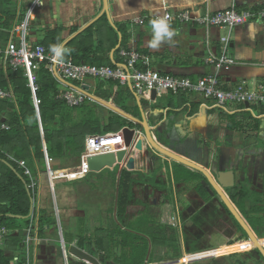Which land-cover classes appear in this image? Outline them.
Returning <instances> with one entry per match:
<instances>
[{"label": "crops", "instance_id": "0c3cea01", "mask_svg": "<svg viewBox=\"0 0 264 264\" xmlns=\"http://www.w3.org/2000/svg\"><path fill=\"white\" fill-rule=\"evenodd\" d=\"M36 1H39L40 3L35 5ZM32 5H34V8L32 9L31 14H29ZM232 5H234L237 9L247 7L257 9L258 7H264V0H108L109 15L111 17L112 23L115 25V28L110 24L106 14H102L94 23L89 26L93 27V41L89 44L94 43L95 45L100 39L102 44L99 46V50H97L96 53L98 59L101 58V60H105V62L109 61L115 66H122L124 64V59L117 49L114 50L118 44V34L121 33L122 39L123 36L126 38V43L123 48L130 50L133 49L146 55L149 59L150 68L157 70L162 74L180 75L189 77L195 81L206 74L215 72V67L206 63L205 59L211 54L220 55L222 53L221 38L229 36V56L232 57L236 63L222 68L219 75L220 79L226 88L234 87L241 81H245L249 88H253L256 85L264 82V20L248 21L247 23L235 26L232 29L219 27L206 28L191 22L181 25L178 23H173L171 26L179 32V35L174 37L173 42L162 44L159 50H153L148 46V42L151 39V24L147 22L145 24L139 25L133 24L131 21V19L136 15L153 16L162 14L165 12V10L170 13L189 10L193 15L199 16L204 14L206 11L215 12L218 10L230 9ZM102 7V0H0V11L2 12V14H0V18L4 20V18H6L5 11L12 10L14 17L10 25L9 37L10 31L15 27V25L24 19H28L29 35L27 36V40L29 42L41 43L45 40L47 34L50 31L61 29L59 36L60 39H62V44L76 31L80 30L84 25L97 17L101 13ZM86 29H84L81 33H83ZM115 35L117 44L112 48L111 42ZM14 37H18V34H14ZM72 39L66 43L64 46L65 49L67 44ZM6 46L7 43L0 44L1 61L3 59ZM105 65H107V63H105ZM138 66L141 67V64ZM95 80L98 79L87 78L80 82L83 83L82 85H79V83H77V85L96 96L97 94H100L101 96L108 95V100H104L114 105H116L114 98L117 97V95H121L117 99L120 104L128 106L129 112L127 113L135 117H140V109L134 95L135 91L131 89L128 84H126V86L128 87L129 92L125 91L121 94H118L119 92L115 88L113 91L109 88V80L99 79L98 83ZM110 81L115 82L113 80ZM118 84L121 87L125 86L121 85L120 83ZM9 88L13 91L11 85H9ZM66 88L68 87L61 83L60 90ZM140 99L142 104L144 101L148 102L149 104L152 102V108L157 107L164 109V112L156 110L155 114L153 113L151 115L150 120H153L152 118L157 115L156 118L158 117L161 119V121H163L159 129H166L169 131V133H171V139L166 141L164 145L168 148H171L180 155L186 154L187 150H190L191 155L193 154L191 151L193 149L188 147L186 148L184 146L188 145V142L191 143L192 139H181V132L183 131V128L181 127V118L185 111V113H187L189 110H191V113L193 114L199 112L201 115L207 116L208 125L213 132H215L214 126H219L221 129L222 127L227 126L233 131V133L239 130L243 131L242 134L240 133L241 135L239 139L241 145L243 146L242 148L253 151L255 147H260V154L264 156V122L261 123L259 120L260 118H264V112L257 115L252 110L251 105L250 107H246L245 104H243V108L241 107L242 104L231 105L228 107V111L210 106L208 109H205L202 107V104L208 101H206V99H204L202 96L193 93H173L170 91H165L160 96L156 97V100H161L160 102L163 103V105L161 104L160 106H154L157 101H150L142 98ZM2 101L4 100L0 97V123H5V120L9 114L13 112V107L11 104L16 105V101L15 99H8V101L4 102ZM208 103L210 105V102ZM258 107L264 109V104H260V106L256 105V108ZM177 110L181 111L179 112ZM215 110H218L220 114H216ZM251 110L254 112V114ZM249 111H251L253 119L249 117ZM204 121L205 120L203 119V124L201 123L199 125L200 127L205 126ZM231 121L233 124L239 123L241 126L230 128ZM212 123L214 124L213 126H211ZM130 127H136V129L139 128L138 126H134L133 123ZM122 128L120 129L122 130ZM220 139L221 141L223 140L222 135L219 139H217V137H215L214 140L209 138L207 144H209V146L218 144ZM233 140L234 142L238 141L237 137L233 138ZM191 157L194 158V156ZM136 162H138V164L137 167H135V170L126 169L132 172L133 178L138 179V182L134 184V187L137 183L142 182L145 184V186H149L150 189H155L157 187L159 190L162 185L160 179L163 177V174H165L166 171L169 173L170 183L174 182L175 184L181 185L182 170L186 172L190 170L188 168L181 169L180 163L169 160L164 156H159L157 153H155V155L152 157L141 154V156L136 159ZM118 166L119 164L112 168H105L102 171L97 172L102 173L106 169H110L111 171L116 169V177H118L117 185L116 183L114 184L113 180H110L108 177V180L114 185L113 190H115V186L116 189L119 187L118 185L120 183V177L123 170H121V167L118 169ZM144 166H146L145 169ZM65 167L67 168L68 166ZM46 169L47 164L45 170H40V167L36 163H33L31 167V172H33L32 174L34 175V179L37 182V187L34 190L36 191V196L33 198V210L31 212V216L28 218L33 216L34 220L26 227L23 223H17L18 226H23L21 229V231L24 233V239L21 243L22 246L16 249V244L11 243L12 240L10 238L13 236L15 231H10L5 243L0 246V249L3 251V253L11 260V264H25L29 261L32 264H52L50 257L52 254L54 257L56 256L54 254L56 252L54 247L59 238L62 243L63 257V259L61 257L62 260L60 264L64 263L63 252L66 253L68 264H71L68 255H70L74 261L76 260L77 262L84 264H94L88 260H81L75 257L72 253H70L71 247H77L88 253L98 264H121V262L124 264H130L134 259L127 263L121 261V259L134 258L133 249H136L137 252L141 251L142 253L139 258L141 259L140 264H196L202 263L206 260L209 261L211 259H221V257L223 259L224 257L228 258V256H232L233 253H242L243 251L240 250H242L244 247L247 248L248 246H251L247 243L246 245L244 244V246H242L243 248L237 247L233 250L224 249V246H231L228 244L221 247H214L200 251L185 249L181 256V242L179 243L178 249L177 237L176 241L173 242L175 244L174 247L177 245V248L174 249L177 250V252H174V254H178L179 256L167 257L166 249H173L172 244H169L168 242L166 246L156 245L162 249L161 251H163V248L165 250L163 252H157V256L162 258L158 260V258H156V253L153 254L152 250L150 251L153 244L149 240L148 236L142 232H139L136 230V228L125 227L117 219L118 195L117 199L116 195H114V206L110 209L113 210L112 216L115 215L117 221L116 224H118L119 228H117L115 224L107 222V220H110L107 218L109 216L107 215V203L110 204L111 199V195H107L102 206L103 210L99 211L98 213L99 219L88 222L83 226V231L81 233L82 237L84 238V243L87 244L88 241H90V243H88V247L82 248L78 245V240L80 238V233L78 231L76 232L77 234H73L74 232H71L68 236L62 237V233H60V231L59 233L56 231L55 224H47L43 229H39L38 219L41 210H45L47 215L53 220L54 223H56L58 216L59 221L62 219L66 226L71 227L74 231V224L78 222L80 218H84L86 213L83 210V204L80 202V200L84 198L83 195L79 194L81 191H75L73 186L67 184L75 181L55 180L52 182L48 177ZM261 174L264 176L263 171ZM87 176L79 180L86 179ZM21 217L22 218H14L27 219L23 216ZM127 217L128 215L126 213V220L124 222H129ZM165 219L167 222L164 225L170 226L173 229H181V222L179 227H173L169 225L170 213L165 217ZM29 226H32V240L30 241V247L26 248V234L24 229ZM97 231L101 233V236H96ZM112 231L117 232V234L114 233L113 238H110L109 235ZM122 232L125 233L122 234ZM124 234V237H128L129 240H123L124 237L122 236ZM105 236L108 237V240L106 241L104 240ZM94 238L97 239L96 242L94 241ZM133 238H135V240H133ZM101 239H103V241L100 242ZM146 241V245L149 247L151 246L148 253L145 252L146 250H144ZM96 243H98V247L95 246ZM106 243H111L108 249L106 248ZM56 248L60 253V249L57 246ZM219 249L222 250L217 252ZM213 251L216 252V256H207L209 252L212 253ZM191 257L197 259L188 262ZM77 262H74L73 264H76Z\"/></svg>", "mask_w": 264, "mask_h": 264}, {"label": "trees", "instance_id": "16d2710c", "mask_svg": "<svg viewBox=\"0 0 264 264\" xmlns=\"http://www.w3.org/2000/svg\"><path fill=\"white\" fill-rule=\"evenodd\" d=\"M5 13L6 18L4 20L0 18V44L7 43L10 25L14 17L12 10H6ZM0 14H2L1 11ZM92 28V26L87 28L67 44V51L62 59L73 63L85 62L93 65H105L107 63L109 66H115L109 61L105 62L101 58L98 59L96 56L102 42L99 39L95 45L94 43L89 44L93 41ZM60 31L61 29L50 31L41 44L48 48L61 44ZM125 43L126 38L123 36L121 46L117 49L118 52L125 46ZM116 44L115 35L111 42V47L113 48ZM36 73L39 84L36 96L41 100L38 111L34 106L32 93L27 86V80L23 75L22 69L13 70L10 67H5L0 60V88L9 89V85H11L16 101V105L11 104L13 112L5 120L10 129L0 132V225L6 226L10 231H15L10 239L12 240L11 243L16 244V249L22 246L21 243L24 239V233L21 231L23 226H18L17 223L22 221L26 227L34 220L33 216L27 219H17L10 216L13 214L25 217L29 213L31 197L27 191L31 192L33 198L36 196V191L29 188L31 178H34L33 172H31L32 164L36 163L40 170H45L47 155L48 158L52 159V168H66L65 164L73 160L77 161L76 166L84 149V139L87 134L114 132L124 125L132 126L130 121L88 98L85 99L84 104L76 107H70L64 100L56 99L55 95L60 90L61 83L47 69L46 63H42ZM109 85V88L112 91L115 88L119 92L118 94L125 91L129 92L126 85L121 87L117 81L112 82L109 80ZM97 96L106 100L109 98L108 95L101 96L97 94ZM120 96L117 95L114 98L115 104L122 110L129 112L128 106L118 102L117 98ZM132 98L134 99L133 96ZM2 99L8 101V99ZM256 105L260 106V104H254L255 107ZM241 107L243 108L244 105L242 104ZM238 126L240 127L241 124H233L231 121L230 128ZM20 161L24 162L32 177L24 173V167L20 166ZM111 175H113L112 180L115 184L116 169L111 172ZM136 182H138V179L132 177L131 171L122 170L118 188L117 219L125 227L136 228L139 232L146 234L154 246H166L168 242L172 244L177 239L176 230L158 222L159 220L155 219V216L147 211L146 201L135 199L133 188ZM132 204L143 205L145 212H141L142 214L133 221L124 222L127 209ZM38 220L39 229H43L47 224H55L45 210L40 211ZM112 223L119 228L116 221L112 220ZM114 233L117 234V232L112 231L109 235L110 238H113ZM124 236L125 234L122 237ZM123 240L129 239L124 237ZM94 241L96 242L97 239ZM88 243L90 241L87 244L84 243V238L80 232L78 245L86 248ZM146 244L147 241L145 242L144 250H147ZM110 245L111 243H106V248L108 249ZM95 246L98 247V243ZM172 246L173 249L177 248V245L174 247V243ZM140 252L133 249L135 261L133 260L130 264L141 263L139 258L142 253ZM0 264H11V260L1 249Z\"/></svg>", "mask_w": 264, "mask_h": 264}, {"label": "built area", "instance_id": "2783aa9c", "mask_svg": "<svg viewBox=\"0 0 264 264\" xmlns=\"http://www.w3.org/2000/svg\"><path fill=\"white\" fill-rule=\"evenodd\" d=\"M39 3V1H36L35 5ZM33 8L34 5H32L29 14H31ZM165 16L170 18V24L178 23L181 25L191 22L206 28L219 27L232 29L248 21L264 20V7H258L257 9L248 7L237 9L232 5L230 9L215 12L206 11L199 16L193 15L189 10H183L177 13H170L165 10L164 13L153 16L136 15L131 21L133 24L142 25L147 22L150 23L155 18ZM16 33L18 37H14ZM28 35L29 22L28 19H24L10 31V37L4 51L2 62L5 67H10L13 70L22 69L37 111L41 100L36 96V92L39 89L36 72L42 63H46L47 69L52 74L55 69L61 77L70 80L72 83L82 82L87 78L113 80L121 85H126L130 82L132 89L140 98L150 101L152 100V91H155L156 97L165 91H170L173 93H193L202 96L206 101L210 102V105L208 102L202 104V107L205 109H208L210 106L228 111L229 106L236 104L248 103L249 107L251 104H264V82L253 88H249L245 81H241L234 87L226 88L221 81L219 75L222 68L236 63L229 56V36L221 38L222 53L220 55L211 54L205 59L206 63L215 67V72L206 74L194 81L189 77L162 74L150 68L148 57L133 49L122 48L119 52L124 59L126 68L123 66L93 65L84 62L73 63L65 61L64 59L56 58L51 48L41 43L29 42L27 40ZM139 64H141V67L138 66ZM0 97L9 100L15 99L13 91L10 88H0ZM55 98L64 100L70 107H76L82 105L87 97L82 92L68 87L59 90ZM252 113L254 114L253 111ZM8 129H10V126L7 123L0 125V132ZM121 149H126L124 134L121 129L114 132L87 134L84 139V149L80 154L79 162L76 166L55 169L51 167L52 159L46 157L48 177L52 182L55 180L76 181L82 179L92 172L88 165L89 157L108 152L116 153ZM19 164L24 167V173L32 177L30 170L24 165V162L20 161ZM36 187L37 182L32 177L29 188L35 190ZM169 225L173 227L180 226L178 217L173 211L170 212ZM24 230L26 234L25 243L29 245L32 240V226ZM9 233V228L0 225V246L5 243ZM63 255V264H68L66 253L63 252Z\"/></svg>", "mask_w": 264, "mask_h": 264}, {"label": "flooded vegetation", "instance_id": "af4514ba", "mask_svg": "<svg viewBox=\"0 0 264 264\" xmlns=\"http://www.w3.org/2000/svg\"><path fill=\"white\" fill-rule=\"evenodd\" d=\"M185 112L181 118V127L183 128L181 139H192L191 143L188 142V145L184 146L193 149L191 151L194 155H191L190 150L182 155L190 156V158L194 156V159L202 161L208 171H210V166L205 164L212 165L213 169L233 171V185L222 188L221 193L227 197L246 227L225 205L220 196L221 193L214 185L216 182L212 173L211 179H207L198 171L190 169L186 172L182 170L181 256L185 249L189 250L187 243L195 232H197V236H205L208 230H212L220 234L230 233L229 241L231 242L228 245L231 246L225 247V250H233L236 246L242 247L247 243L252 245L248 247L250 250H241L243 252L239 253L243 255V259L244 256H247V261L244 260V264H264V257L256 249L255 242L249 234L251 232L264 248V243H262L264 240V176L261 174L262 171L264 173V156L260 154V147H255L253 151L243 149L239 141L243 131L239 130L233 133L227 126L222 129L219 126H214L215 132H213L208 125V119L204 121L206 122L205 126L200 127L199 125L203 124V119L191 118L193 122L191 126L185 119ZM192 115L193 113L189 114L191 117ZM213 125L212 123L211 126ZM220 134L223 138L222 141L220 139L218 144L212 146L207 144L209 138L214 140L217 137L219 139ZM235 137L238 139L237 142L233 140ZM208 156H210L209 162L207 161ZM184 168L187 167L181 164V169ZM143 187L145 188L144 194L147 196L149 186L143 184ZM160 189H166V185ZM165 195H169V193L166 191ZM155 202L153 201L152 204ZM197 214L201 216L200 221H194L193 217ZM189 233L192 235L188 236ZM237 253L232 255L235 256Z\"/></svg>", "mask_w": 264, "mask_h": 264}, {"label": "rangeland", "instance_id": "374dc122", "mask_svg": "<svg viewBox=\"0 0 264 264\" xmlns=\"http://www.w3.org/2000/svg\"><path fill=\"white\" fill-rule=\"evenodd\" d=\"M99 80V79H98ZM98 80L97 81L98 83ZM79 85L83 84L78 82ZM161 100L158 101L157 99V103L154 106H160L161 104L163 105L162 102H160ZM144 107L146 106H150V104L146 101H144ZM252 110L258 115L264 112V109H262L261 107L256 108L254 105L251 106ZM216 114H220V112L218 110H215ZM222 112V111H221ZM248 115L250 118L253 119V115L251 113V111L248 112ZM260 122H264V118H260L259 119ZM138 155V153L136 154V156ZM153 155H151L150 157H152ZM77 163L76 160L67 162L65 164V166H75V164ZM138 162L135 163V167H137ZM121 165L118 166V169H120ZM69 168V167H67ZM146 168V166H144V169ZM111 170H105L102 173H97V172H91L86 179L83 180H79V181H75V182H70L67 183L70 186H73L75 191H81L79 194L83 195L84 198H82L80 200V202L83 204V210L86 212L85 213V217L80 218L78 220V222H76L74 224V228L75 231L71 228V227H67L66 224L62 221H59L58 216L56 219V223H55V227H56V231H60V233H62V237L63 236H68L71 232L73 234H77L76 232L78 231L79 233L83 231V226L84 224H87L88 222L91 221H96L97 219H99L98 217V213L99 211L103 210L102 206L106 200L105 197H107V195H111V199H110V204L107 203V209H108V213L107 215H109L107 218H109L110 220L107 222L108 223H112V220L116 221V217L115 215L112 216L113 214V210L110 209L111 207L114 206V195L117 194V189L115 186V190H113V183L111 180L113 178V175L111 174ZM135 176V175H134ZM117 180L118 177H116V185H117ZM161 188L163 186L166 185V189H160L158 190V188L156 187L155 189H150L149 188V194H147V196L144 194L145 188L143 187L142 182H139L135 185L134 187V197L135 199H139V200H144L147 203V211L151 214H153L155 216V219L159 220L158 222H160L161 224H166V219L165 217L169 215V213L173 210V212L176 213L179 222H181V185L175 184L174 182L170 183V178H169V173L168 171H166L165 174H163V177H161ZM67 181V180H65ZM115 191V193H114ZM168 192L169 195H165V192ZM175 194V195H174ZM153 201H156L155 203L152 204ZM177 203V204H176ZM80 204V203H79ZM145 212V207L141 204H132L129 206L128 208V212H127V220L128 221H133L137 216H139L141 214V212ZM187 216L188 213H187ZM194 221H200L201 216L199 214L195 215L194 217ZM117 222V221H116ZM19 224H22V221H19ZM54 230V229H53ZM177 232V237H178V249H179V243L181 242V229H175ZM55 231V232H56ZM192 234H188V236H191ZM229 235L230 233H223L220 234L219 232H214L212 230H208V232H206L205 236H197V232L194 233V236L192 237L191 240H189V242L187 243V248H189V250H193V251H200V250H205V249H210V248H214V247H221L223 245L229 244L231 241H229ZM96 236H101V233L97 231V235ZM99 238V237H96ZM104 240H108V238L105 236ZM262 243H264V240L262 241ZM173 244V243H172ZM56 246L60 249V253L58 252ZM236 246V245H235ZM252 246V245H251ZM25 247L29 248L30 244L27 245L25 243ZM224 247H228V246H224ZM223 247V248H224ZM240 247V246H236ZM249 247V246H248ZM244 248L242 250L248 249ZM149 248H151V246H147L146 252L148 253ZM222 248V249H223ZM234 248V249H236ZM55 257L52 254L51 255V263L52 264H60L61 260L63 259L62 257V243L60 241V238L57 240V242L55 243ZM69 249V248H68ZM222 249H219L220 252ZM152 250L153 254L156 253V258L162 259L160 258L158 255V251H161L162 249L159 248V246H152V249H150V251ZM163 251L164 248H163ZM161 251V252H163ZM241 251V250H240ZM174 252H177V250L171 249V248H167L166 249V254L167 257L171 256V257H177L179 256L178 254L175 255ZM192 252V251H191ZM141 253V252H140ZM146 253V254H147ZM216 252H212V253H208L207 256H216L215 254ZM206 256V257H207ZM62 257V259H61ZM69 261L71 264H73L74 262H77L76 260L74 261L70 255H68ZM134 258H125V259H121V261L124 262H130L131 260H133ZM197 258L191 257L189 261L192 260H196ZM244 260L247 261V256H244L243 259V255H240L239 253H237V255L233 256H228V258H221V259H215L214 261H209V262H202V263H196V264H244ZM262 260V259H261ZM263 261V260H262ZM25 264H32L30 261L26 262ZM76 264H84L81 262H77ZM121 264H124L123 262H121Z\"/></svg>", "mask_w": 264, "mask_h": 264}, {"label": "water", "instance_id": "95a60500", "mask_svg": "<svg viewBox=\"0 0 264 264\" xmlns=\"http://www.w3.org/2000/svg\"><path fill=\"white\" fill-rule=\"evenodd\" d=\"M102 5H103V7H102L101 13L97 17H95L93 20H91L89 23L84 25L80 30L76 31L73 35H71V37H69L68 40L66 39V41H64L62 43L64 46L66 45V43L70 39H72L75 36H77L78 34H80L84 29L89 27L92 23H94L104 13L106 14L110 24L115 28V25L112 23L111 17L109 15L108 0H102ZM118 35H119L118 44L116 45L114 50L118 49L121 45V41H122L121 33H119ZM122 66L124 68H126L125 64H123ZM53 75L60 83L66 85L67 87H70V88H73L75 90L82 92L89 99H91V100L99 103L100 105L110 109L111 111L123 116L124 118L131 121L134 124V126L139 127L138 129H136V127H130V126H124L122 128V132L124 134V139H125L126 149H121V150L117 151L116 153L108 152V153H103V154H96V155L89 157L88 158V165H89V169L91 171L100 172L105 168H112L118 164L121 165V170L124 168L128 169V170H135L136 169L135 168L136 159L139 158V156H141V154L142 155L144 154V155L150 157L151 155H155V153H157V154H159V156H164L165 158H167L169 160H173L175 162H178V163L186 166L189 169L198 171L199 173L203 174L205 176V178H207V179L208 178L211 179L210 176L212 173L215 176L213 178L216 182V183H214V185L217 188V190L219 191V193H221L222 188L233 185L234 173L232 170L222 171V170H218V168L213 169L212 165L205 164L206 166H210V171H208L206 169V167L203 165L202 161L187 157V156L182 155V154L180 155L179 153L173 151L171 148H168L167 146L164 145L166 141H169L171 139V135H170L171 133H169V131L166 129H162V130L159 129V127L163 123V121H161V119H159L158 117L156 118L157 115H155L152 118L153 120H150L151 115L153 113L155 114L156 110H160V112H164V109H160L157 107L152 108L151 107L152 102H151L150 106L144 107L143 104L141 103L140 97L134 92V95L136 97V101H137L139 109H140V117H135V116H132L131 114L123 111L122 109H120L116 105H114V104H112V103H110V102L86 91L85 89H83L79 85L64 79L63 77H61L57 73V71L55 69H54ZM128 86L132 89L130 82L128 83ZM151 99L154 101H157L155 91H152ZM245 106L249 107V104L245 103ZM177 111L180 112L181 110H177ZM190 113H191V110H189L186 113L185 119H186V121L189 122V124L191 126L193 125L191 118H194V119L203 118L204 120L207 119V116L201 115L199 112L193 114L192 117L189 116ZM169 119H167V120H169ZM152 123H153V125H152ZM135 140H136V142H135ZM137 153H138V155L136 156ZM207 159H208L207 161L209 162L210 156H208ZM118 188L119 187H117L116 199H117V195H118ZM27 193L31 197V199H30L31 205H30L29 214L24 218H28L29 216H31V212L33 210V197H32L31 192L29 190L27 191ZM220 196L222 197V200L224 201L225 205H227L229 210L233 213V215L238 219V221L243 226H245L241 217L235 211V209L233 208V206L231 205V203L229 202L227 197L225 195H223V193H221ZM10 216L22 218L21 216H18V215H10ZM248 233H249V231H248ZM249 234L255 242L256 249L264 257V248L257 242V239L252 235L251 232ZM70 253H72L78 259L88 260L94 264H98L91 255H89L88 253L84 252L83 250H81L77 247H71Z\"/></svg>", "mask_w": 264, "mask_h": 264}, {"label": "clouds", "instance_id": "9594fccd", "mask_svg": "<svg viewBox=\"0 0 264 264\" xmlns=\"http://www.w3.org/2000/svg\"><path fill=\"white\" fill-rule=\"evenodd\" d=\"M169 20L170 18L165 16L155 18L150 22L151 39L148 42L149 48L159 50L162 44L173 42L174 37L179 35V32L171 26ZM51 51L56 58L62 59L67 50L63 44H57L52 46Z\"/></svg>", "mask_w": 264, "mask_h": 264}]
</instances>
